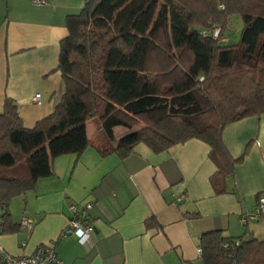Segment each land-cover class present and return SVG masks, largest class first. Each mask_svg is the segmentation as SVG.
I'll return each mask as SVG.
<instances>
[{"label": "trees", "instance_id": "1", "mask_svg": "<svg viewBox=\"0 0 264 264\" xmlns=\"http://www.w3.org/2000/svg\"><path fill=\"white\" fill-rule=\"evenodd\" d=\"M197 4L87 0L66 17L58 58L65 92L55 111L31 128L10 97L0 113V235L23 227L10 211L13 198L50 176L55 158L88 146L126 158L139 143L161 152L197 138L210 146L217 168L210 178L214 192L229 191L227 179L244 155L230 154L223 130L264 113V11ZM235 13L243 27L229 43L225 31ZM215 26L222 29L219 40L210 33ZM257 197L259 204L264 192ZM152 225L160 226L155 218L147 221ZM199 250L197 264H264V238L256 236L213 229L201 234ZM0 264H8L2 253Z\"/></svg>", "mask_w": 264, "mask_h": 264}, {"label": "crops", "instance_id": "2", "mask_svg": "<svg viewBox=\"0 0 264 264\" xmlns=\"http://www.w3.org/2000/svg\"><path fill=\"white\" fill-rule=\"evenodd\" d=\"M42 1L0 0V113L6 97L12 98L27 128L53 113L62 99L58 58L68 35L66 17L79 13L87 0ZM36 93L39 103L33 100ZM222 136L234 158L244 155L227 179L226 193L212 188L217 168L210 146L200 139L161 152L139 143L126 158L88 146L81 154L55 158L50 176L13 198V218H27L32 226L1 234L0 243L13 255L53 244L62 264H197L203 232L222 229L239 236L250 231L258 237L252 224L261 217L250 215L264 192V113L229 123ZM70 204L86 212L94 226L86 244L64 232ZM243 217L241 231L235 226ZM151 218L160 226L148 227Z\"/></svg>", "mask_w": 264, "mask_h": 264}, {"label": "built area", "instance_id": "3", "mask_svg": "<svg viewBox=\"0 0 264 264\" xmlns=\"http://www.w3.org/2000/svg\"><path fill=\"white\" fill-rule=\"evenodd\" d=\"M35 2L41 3L42 0H34ZM216 35L219 32L220 27H216ZM33 100L37 103L40 102V93H36ZM183 195L177 197V200L181 201ZM90 204L87 205V208ZM70 211L72 213L69 219L68 225L64 232L75 235L81 243H88L94 226L87 220L86 212L79 211L75 204H70ZM264 214V197L261 198L257 208L250 216H261ZM23 226L31 228L32 222L23 218L21 220ZM242 224L247 222V217L241 219ZM0 253L6 259L8 264H62V260L58 257L55 247L53 244L44 243L39 245L33 253L13 255L5 251L0 243Z\"/></svg>", "mask_w": 264, "mask_h": 264}, {"label": "rangeland", "instance_id": "4", "mask_svg": "<svg viewBox=\"0 0 264 264\" xmlns=\"http://www.w3.org/2000/svg\"><path fill=\"white\" fill-rule=\"evenodd\" d=\"M207 1H208V5H209V3L215 4V6L216 7L218 6L219 9H224L225 7H228V8H233L234 10H237V8H238L239 10L241 9L242 11H246V10H252L254 12L264 11V3H260L257 0H234L231 3L228 2V4H227L226 0H197V3H198L197 4V8L198 9L200 8V3L201 4H203V3L205 4ZM229 5H231V7H229ZM226 10L227 9L225 8L222 11L223 12H226ZM202 13L206 15L205 12H202ZM225 17L227 18V20L229 19L228 12L226 13ZM222 18L224 19V17H222ZM231 18H232L231 19L232 20L231 25L226 29L225 32H226V36L229 39V43H235L241 37V31H242V27H243V21H242L241 16L239 14H237V13H235L233 16H231ZM197 20H199V19H197ZM216 27H220V26L211 27L210 28L211 29L210 30V33L213 36H215V38L217 40H219L220 39V36H221V33H222V29L219 28V32L216 35L215 34L216 33V29H217ZM255 76L257 77L256 74H255ZM222 83H225V80L224 79L222 80ZM94 126H95V124H94ZM92 128H93V126L90 123L89 126H88V131L91 132ZM123 131H121V132H123ZM260 219H261L260 221H255V224H252V225L259 232L257 234L258 238L263 239L264 238V217H261ZM240 225H241V223L240 224H237L235 227L238 228V226H239L240 227L239 230L244 231L246 227L243 226V224L241 226ZM239 230H237V231L239 232ZM250 234H251L250 231L248 233H246V231L242 233V235L244 237H247V238H251V235Z\"/></svg>", "mask_w": 264, "mask_h": 264}]
</instances>
